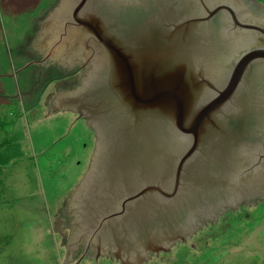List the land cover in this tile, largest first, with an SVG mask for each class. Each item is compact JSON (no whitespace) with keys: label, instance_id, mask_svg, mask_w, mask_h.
Instances as JSON below:
<instances>
[{"label":"water","instance_id":"95a60500","mask_svg":"<svg viewBox=\"0 0 264 264\" xmlns=\"http://www.w3.org/2000/svg\"><path fill=\"white\" fill-rule=\"evenodd\" d=\"M251 14L255 0H60L42 21L44 61L90 67L56 99L96 137L68 257L143 264L264 202V48L238 29L264 35Z\"/></svg>","mask_w":264,"mask_h":264},{"label":"rangeland","instance_id":"374dc122","mask_svg":"<svg viewBox=\"0 0 264 264\" xmlns=\"http://www.w3.org/2000/svg\"><path fill=\"white\" fill-rule=\"evenodd\" d=\"M59 1L0 0V142L10 156L0 201V264H120L96 259V252L79 262L84 245L67 255L69 206L96 137L78 114L56 103L80 85V71L44 61L46 53L37 51L41 23ZM143 264H264V202L223 214Z\"/></svg>","mask_w":264,"mask_h":264},{"label":"flooded vegetation","instance_id":"af4514ba","mask_svg":"<svg viewBox=\"0 0 264 264\" xmlns=\"http://www.w3.org/2000/svg\"><path fill=\"white\" fill-rule=\"evenodd\" d=\"M258 2L259 6L261 8H264V3L263 2H259L258 0H255ZM244 23H250V24H254L257 25L259 27H261L262 29H264V18H258L257 16L251 14V15H247L244 18ZM238 29L243 33L244 36V42L247 43V45L249 46V48L251 49H259V48H264V35L260 32H247L244 29H241L240 27H238ZM246 52V50H244L242 53ZM45 58V57H44ZM47 61L52 62L50 59H47ZM54 63V62H52ZM56 65L60 66L58 63H55ZM62 67V69L65 67H63L62 65L60 66ZM71 69V68H69ZM90 69L89 66H83V65H77L75 66V71H80V82L82 80V78L87 74L88 70ZM253 206V205H252ZM90 252H95V250H89L88 253ZM97 255V252L95 253ZM110 257H115V255L110 254ZM120 262V260H117Z\"/></svg>","mask_w":264,"mask_h":264},{"label":"trees","instance_id":"16d2710c","mask_svg":"<svg viewBox=\"0 0 264 264\" xmlns=\"http://www.w3.org/2000/svg\"><path fill=\"white\" fill-rule=\"evenodd\" d=\"M259 2H264V0H258ZM1 126V125H0ZM5 146L7 148V144L4 145V140L0 142V201L2 199V196H3V192H4V173H5V170L7 169V162L10 161V156H6L5 153H4V149H5ZM16 164V162L14 163Z\"/></svg>","mask_w":264,"mask_h":264},{"label":"crops","instance_id":"0c3cea01","mask_svg":"<svg viewBox=\"0 0 264 264\" xmlns=\"http://www.w3.org/2000/svg\"><path fill=\"white\" fill-rule=\"evenodd\" d=\"M62 110V109H61Z\"/></svg>","mask_w":264,"mask_h":264}]
</instances>
